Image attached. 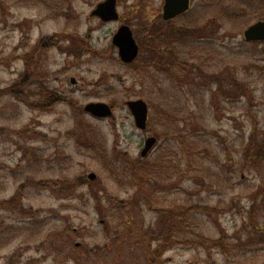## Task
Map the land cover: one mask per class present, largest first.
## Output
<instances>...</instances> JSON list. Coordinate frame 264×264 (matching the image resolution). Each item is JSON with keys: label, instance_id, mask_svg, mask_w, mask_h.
I'll use <instances>...</instances> for the list:
<instances>
[{"label": "rangeland", "instance_id": "rangeland-1", "mask_svg": "<svg viewBox=\"0 0 264 264\" xmlns=\"http://www.w3.org/2000/svg\"><path fill=\"white\" fill-rule=\"evenodd\" d=\"M253 1L251 13L237 18L242 1L209 0L201 15L195 0L202 21L194 23L227 11L200 40V29H178L191 14L163 24L165 0H118L121 18L110 23L91 16L104 0H0V91L34 53L46 77L32 80L27 95L50 84L75 104L44 112L0 98V201L24 185L22 203L36 214L6 216L16 234L0 248V264H149L145 249L166 238L170 222L190 235L167 248L164 264H264V233L249 217L264 188V163L248 145L252 133L256 147L264 139V45L243 36L264 17V0ZM122 25L140 46L131 66L112 43ZM152 31L163 34L151 41ZM50 37L59 47L38 48ZM72 76L83 83L75 91ZM139 99L150 107L145 132L126 107ZM98 102L114 108L112 118L78 110ZM150 135L158 142L143 158ZM79 178L85 185L73 189ZM43 181L72 186L54 192Z\"/></svg>", "mask_w": 264, "mask_h": 264}, {"label": "trees", "instance_id": "trees-1", "mask_svg": "<svg viewBox=\"0 0 264 264\" xmlns=\"http://www.w3.org/2000/svg\"><path fill=\"white\" fill-rule=\"evenodd\" d=\"M194 1L195 0H193V2ZM208 1L209 0H198V4H199L198 7L200 8V6H202V8L200 9L201 15H203V13L205 14V12H208V10L206 8ZM238 1L239 2L242 1L239 4V7L242 8V10L239 11V13L236 15V17L238 18V17H241L243 15L250 14L252 11L251 6H253L252 3L254 1L253 0H237V2ZM218 2H219V0H218ZM244 5L249 6L250 8L246 9V7ZM222 12L225 15L227 14V11H225L223 9H222ZM222 12H221V10L219 11V8H218V12L216 14L217 16L214 17L215 20L211 19L208 21V23L204 22L203 24H200V23L198 24V23H194L192 21L193 19L198 17L197 14H193L192 10H190L187 14H185V15H183L177 19V20H179V19L188 17L190 14L192 15V18L188 22H184L181 27H178V29H180V31L183 30L185 33H188V35L190 32H192V30H196V29L199 30L200 29V31H199L200 34L198 36L200 38V40H208L209 38L204 36L205 32L210 31L209 29L211 28L210 25L212 23H215L217 20H221V22L223 21L220 17ZM229 15L233 16L232 14H229ZM262 19H264V17H262L260 20H262ZM177 20L170 22V23L164 22L163 24L173 25ZM198 21L200 22V21H202V19L198 17ZM222 23H220L219 26L224 28V25H222ZM196 24H197V26L193 29L192 25H196ZM201 32H203L204 34L202 35ZM162 34L163 33L157 34L156 32L152 31L150 33L149 38L151 39V41H155L158 38H161L160 36ZM190 38H191V36H190ZM251 45H254V46L255 45H264V43H260V42L251 43ZM56 46L59 47V43L55 40L54 37H50V38H46V39L40 41L38 48H40L42 50H48V49L54 48ZM241 46L244 47V46H246V44L242 43ZM90 47L93 48L92 46H90ZM152 49H154V50H152ZM155 49H156L155 47H151L150 51H152L154 53ZM88 51H89V49L86 50V52H88ZM88 53H92V50H90ZM174 58H175V60L178 59V57H176V56H174ZM25 60H26L25 72L10 87L0 91V98L2 96H5V95L12 96V97L16 98L18 101H21L25 104L32 106L34 109H38L40 111L42 110L44 112H50L59 103H70L71 105H75L72 102V100H69L68 97L60 94L56 89L51 88L50 84H48V85H43V83L40 84L38 86L37 92L34 93L36 95L29 97L27 95V93L31 90L30 86H29L30 82L32 80H34L35 78L39 81L41 79L44 80L46 77V73L44 72V69H43V67H44L43 63H42V65L40 64L38 58L36 56H34V53H30V54L26 55ZM36 62H38L40 64V66H38V64ZM100 84H102L101 81H100ZM31 95H33V94H31ZM112 105L114 106V104H112ZM78 110L81 113L84 111V109L82 107H78ZM28 130H31V128L29 126H26V127L22 128L21 130L16 131L17 136L18 137L23 136L24 133H26ZM4 132H5V129H3L1 127L0 128V136H2V134H4ZM254 140H255V134L252 133L251 139H250V142L248 143V145L253 146V148H255V152H256V156H257V164L264 163V139L261 143H257V147H256V144H253ZM16 143L18 144L19 147H21L18 142H16ZM247 148H248V146H247ZM82 180H83L82 178H79V179L75 180L74 182H72L73 187H74L73 189L81 188L82 186H84L85 182ZM70 183L71 182H68V181H65L63 183H60L59 181H49L47 183L48 185H46V183L43 181L42 183H40V185H43L44 187L49 186L50 189L54 192H58V191L62 192L63 190L68 188L70 185L72 186V184H70ZM23 187H24V185H22L21 188L19 189V191L10 199L0 201V248L2 247L3 244L8 243L12 239V237H11L12 234H16V228L14 226L15 223L8 222V218L6 217L8 214L9 215H18V214L20 215V214H26L27 213L28 215H30L31 218L36 217V214L33 212V210L31 208H29V210H28V208L25 207V205L22 203V198H23L22 189H23ZM259 196H264V188H261L259 190V192L257 193L256 200L253 203L252 212L249 215L250 219L253 220V222H256L254 220H257V232H258V234L264 233V214L260 213V211L264 212V198L259 203V199H257ZM197 207H199L204 212L209 209V207H207V206H197ZM194 210H196V209H194ZM210 210L214 211L215 214L219 213V212H223V211L227 212V210H220L217 207H213ZM258 214H260V216ZM171 220H172V218H171ZM170 223L168 224L169 229H168V233H167L166 238L160 240L159 241L160 243H158V245L155 248H152V246H150L149 248L145 249L146 257H147L149 264H164L163 261L160 262V258L163 256L164 252L167 251L168 247L173 248L175 246V244H177V243L189 241V239H187L185 236V235H187V236L190 235V234H187L189 232L188 226H182L178 222L176 223V225H173L172 223L171 224ZM193 233L195 234L194 231H193ZM195 235H197V234H195ZM221 238H222V236L217 241H221ZM3 264H15V263L10 258L9 260H6Z\"/></svg>", "mask_w": 264, "mask_h": 264}, {"label": "water", "instance_id": "water-1", "mask_svg": "<svg viewBox=\"0 0 264 264\" xmlns=\"http://www.w3.org/2000/svg\"><path fill=\"white\" fill-rule=\"evenodd\" d=\"M192 0H165L163 7V20L170 22L179 16L187 13L191 8ZM92 17H98L105 23L117 22L120 19L118 11V0H104L92 12ZM247 43L264 42V21H259L250 26L244 33ZM113 45L118 50V56L125 65L133 64L139 57L140 46L134 37L132 29L127 26H121L113 37ZM71 90L75 91L82 86V81L76 76L70 77ZM127 107L131 112L137 129L147 130L149 121V105L143 100L128 101ZM84 112L96 119H110L113 117V109L109 104L98 102L90 103L84 107ZM157 139L154 137L146 141L145 148L142 151V157H146L155 147ZM95 174L89 175V179L94 181Z\"/></svg>", "mask_w": 264, "mask_h": 264}, {"label": "flooded vegetation", "instance_id": "flooded-vegetation-1", "mask_svg": "<svg viewBox=\"0 0 264 264\" xmlns=\"http://www.w3.org/2000/svg\"><path fill=\"white\" fill-rule=\"evenodd\" d=\"M152 135H150L149 137H151ZM158 139V138H157Z\"/></svg>", "mask_w": 264, "mask_h": 264}]
</instances>
